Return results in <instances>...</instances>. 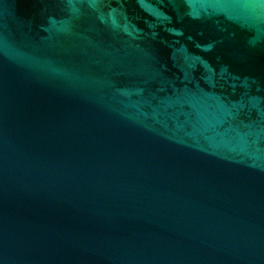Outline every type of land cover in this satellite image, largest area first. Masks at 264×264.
<instances>
[{
    "label": "water",
    "instance_id": "obj_1",
    "mask_svg": "<svg viewBox=\"0 0 264 264\" xmlns=\"http://www.w3.org/2000/svg\"><path fill=\"white\" fill-rule=\"evenodd\" d=\"M0 264H264V0H0Z\"/></svg>",
    "mask_w": 264,
    "mask_h": 264
}]
</instances>
